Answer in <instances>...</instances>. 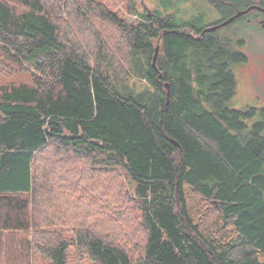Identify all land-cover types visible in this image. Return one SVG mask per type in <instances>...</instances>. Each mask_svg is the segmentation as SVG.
Wrapping results in <instances>:
<instances>
[{"label": "trees", "instance_id": "16d2710c", "mask_svg": "<svg viewBox=\"0 0 264 264\" xmlns=\"http://www.w3.org/2000/svg\"><path fill=\"white\" fill-rule=\"evenodd\" d=\"M208 1L222 16L213 26L256 4ZM143 18L126 23L91 0H0V68L27 77L0 84V264H70L71 248L90 264H264V108L230 105L233 67L246 58L216 30L173 14ZM94 20L121 32L155 99L121 92L104 61L93 62L76 41L81 29L95 41ZM49 146L98 171H126L136 185L141 249L83 221L44 215L55 196L82 185L55 168L58 182L39 179Z\"/></svg>", "mask_w": 264, "mask_h": 264}, {"label": "rangeland", "instance_id": "374dc122", "mask_svg": "<svg viewBox=\"0 0 264 264\" xmlns=\"http://www.w3.org/2000/svg\"><path fill=\"white\" fill-rule=\"evenodd\" d=\"M91 1L96 6L108 9L126 23L132 24H138L144 19V15L154 16L157 13L173 14L180 22L189 23L198 29L211 27L222 19L219 11L208 0ZM255 2L259 3L260 0ZM254 14L252 13L251 17H254ZM72 26L73 31L76 30V26L78 30L80 29L79 25ZM92 26L97 34L95 41H93L92 33L88 34L82 29L83 33L76 35V41H80L81 46L86 48L93 62L98 59L104 61V71L111 76L112 83L121 92L133 93L143 101L155 99L156 93L142 76L141 65L134 63V58L121 32L106 21L94 20ZM63 30L65 32V28ZM216 33L232 40L235 51L246 58L245 61H240L233 67L238 78V94L230 105L237 110L264 108V29L259 25L248 23L246 17H243L229 26L216 30ZM98 44L104 47L100 56L97 52ZM6 66L9 67L8 70L14 68L9 61ZM0 71L3 73V76L0 75V84L9 83L10 79L19 76L4 70L3 67ZM21 79L26 81L27 77L24 76ZM43 154L39 156L42 164H39L37 168L40 174L39 179L47 178L51 183L58 182L52 172L55 168L56 176L63 173L69 176L68 173L73 171L76 173V178H71L77 180L79 177L82 180V185H78L79 189L75 192L55 196L52 207H47L46 210L43 208L42 212L46 211L45 216L63 217L73 223L83 221L91 224L92 229L107 240L124 244L131 250L141 249L143 246L141 238L144 233L140 227L141 213L135 198L136 185L126 171L121 168L114 169L111 173L104 169L98 171L96 167L100 168L99 165L89 160L86 162L74 152L60 150L56 146H49ZM102 171L105 172L104 175L101 174ZM62 186L65 187V185ZM63 233L70 238L73 230L69 228ZM18 253L13 250L12 258H18ZM77 253L74 248L70 249V264H90ZM13 259V262L16 261ZM35 264L47 263L39 258Z\"/></svg>", "mask_w": 264, "mask_h": 264}, {"label": "flooded vegetation", "instance_id": "af4514ba", "mask_svg": "<svg viewBox=\"0 0 264 264\" xmlns=\"http://www.w3.org/2000/svg\"><path fill=\"white\" fill-rule=\"evenodd\" d=\"M246 11L248 12L241 15L240 17H246L248 23L259 25L262 29H264V0H260L258 4L256 3L252 5ZM252 13H255L254 17H251Z\"/></svg>", "mask_w": 264, "mask_h": 264}, {"label": "water", "instance_id": "95a60500", "mask_svg": "<svg viewBox=\"0 0 264 264\" xmlns=\"http://www.w3.org/2000/svg\"><path fill=\"white\" fill-rule=\"evenodd\" d=\"M248 11L239 12L236 16L230 18L229 20H227V21H225V22H223V23H221L219 25L207 28L206 31L207 32H211V31H215V30H218L220 28H223V27L227 26L228 24L234 22L239 16L247 13ZM159 50H160V47L158 46L156 48V52H155L154 59H153V65L154 66L156 65V61H157V57H158V54H159ZM166 87L168 88V84L166 85Z\"/></svg>", "mask_w": 264, "mask_h": 264}]
</instances>
